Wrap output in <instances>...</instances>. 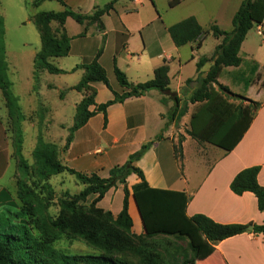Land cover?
Returning <instances> with one entry per match:
<instances>
[{
  "label": "crops",
  "instance_id": "crops-1",
  "mask_svg": "<svg viewBox=\"0 0 264 264\" xmlns=\"http://www.w3.org/2000/svg\"><path fill=\"white\" fill-rule=\"evenodd\" d=\"M20 1L27 4L26 0ZM36 1L30 2L35 9L45 2H56L59 4L56 10L48 12L69 10L82 16H92L95 11L114 1L108 13L99 21L88 25H79L72 18H66L63 24L57 21L50 24L53 30L54 27L61 26L60 32L55 33L58 39L65 37L70 40V50L68 56L50 60L53 66L64 73L50 74L43 71L38 78L76 75V82L60 86L58 83L39 81L36 85L37 91L34 92L32 81L30 86L23 88L27 96L24 102H28L29 111L34 115L39 113L36 108L37 99L46 96L45 92L48 90L56 92L60 104L52 105L50 112L59 116L57 121H68L66 116L70 114L73 123L66 128L68 130L74 124L77 106L89 94L86 89L80 92L73 89L81 81L85 71L80 68L72 72V69L92 61L99 49H102V53L98 63L105 71L109 88L101 82L89 85L95 92V105L110 101L113 98L112 92H122L113 74L114 63L132 84L151 80L154 71L165 65L168 68V94L180 100L177 109L179 112L181 103L198 87L197 78L204 77L211 66V62H206L197 71V63L202 58L210 59L221 39L209 34L208 36L214 38L213 50L203 56L200 50L204 46V40L199 52L196 42L176 47L168 28L188 17H194L204 30L215 25L222 31L230 32L232 19L241 5V0H179L174 7H170L172 0H60L62 3L57 0ZM36 14L21 22L22 25L32 24L38 35L39 47L29 53L32 70L33 58L41 48L39 31L31 21V17ZM239 57L242 60L240 66L223 68L217 83L225 87L231 95L244 97L246 100L244 104H240L242 107H247L250 101L258 103L259 107L251 120L247 118V128L230 152L195 140L183 133L182 129H176L177 115H171L174 104L169 107L168 95H165L167 106H163V95L157 90H150L144 96L114 104L107 108L105 114L97 112L73 133L66 150L63 148L69 131L67 130V135L59 136L60 163L77 173L96 174L100 178H107L113 167L123 165L143 145L150 144L134 165L141 170L151 189L170 192L172 195L168 205L157 216L160 217L159 220L155 221L157 217H154L145 221L132 194V187L141 180L135 174L128 176L126 185L129 190L128 214L132 222L131 232L139 236L147 232L178 230L188 242L199 246L192 264H264V235L243 233L211 245L189 222V218L194 215H204L223 225L264 224V211L258 210L255 196L250 192L235 195L230 190L233 178L240 171L251 167L259 168L257 182L264 187V5L253 4L252 28L241 44ZM64 58L74 60L70 67L59 65V60ZM5 61L7 77L10 78V74H13L7 47ZM13 70L16 71V68ZM223 74L228 75L230 82L223 79ZM13 79L19 80L18 75L13 76ZM214 89L217 90V87L214 86ZM70 92H75L77 96L69 103L66 97ZM14 97L18 99V96ZM43 101L46 102V99ZM228 102L234 103L231 100ZM201 105L188 104L187 112L180 120L189 118L190 121L191 114ZM19 108L22 110V107ZM94 109L95 106H91L89 111ZM222 120L225 128H219L217 134L227 136L228 127H231L234 119L232 116H224ZM12 122L13 118L9 115L0 90V180L13 168L11 184L8 188L0 186V208L11 205L13 196H17V161L13 157V138L10 131ZM157 136L161 138L156 140ZM177 154L180 158H176ZM123 199L122 185L118 184L107 191L97 207L111 213L115 218L122 210Z\"/></svg>",
  "mask_w": 264,
  "mask_h": 264
},
{
  "label": "trees",
  "instance_id": "trees-1",
  "mask_svg": "<svg viewBox=\"0 0 264 264\" xmlns=\"http://www.w3.org/2000/svg\"><path fill=\"white\" fill-rule=\"evenodd\" d=\"M57 1L62 3L60 0ZM113 2L103 9L95 11L92 16H82L64 10L59 13L40 12L31 17L41 39V48L33 58L35 85L39 73L43 71L50 74L64 73L53 66L50 60L66 57L70 50V40L65 37L58 39L52 33L50 24L53 21L63 24L66 18H72L79 25H88L99 21L104 14L108 13L113 7ZM178 3L179 0H172L170 7H174ZM254 3L264 5V0H241V5L232 19L230 32L222 31L215 25L204 30L194 17H188L168 28V33L176 47L196 42V49H199L202 41L209 34L214 38L221 39V43L216 46L211 58H202L197 63V71L206 62H211V66L204 77L197 78L198 87L183 102L179 112L177 109L180 100L171 96L174 104L171 115L173 117L177 115V121H179L186 114L188 104H202L190 116V130L187 135L226 152H230L240 141L247 128V118L251 120L259 107V104L253 101H250L247 107L229 103L227 95L231 96V94L225 87L217 83V78L223 68L239 67L242 63L239 51L246 34L252 28ZM4 33L3 20L0 17V90L6 101L9 115L13 118L14 114L19 113V108L14 103L15 99L9 91ZM101 53L102 49H99L92 61L77 65L72 69V72L80 68L85 71L83 78L73 89L79 92L86 89L89 94L77 106L74 124L69 129V136L63 150L69 147L73 133L84 126L88 119L97 112L105 114L108 107L123 103L132 97L144 96L150 90H157L163 95L162 104H166L165 95L170 97L167 66L163 65L157 68L151 80L132 84L114 63L113 74L122 92H112L113 98L110 101L99 106L95 105L93 101L95 92L90 89L89 85L101 82L109 88L105 71L98 63ZM214 86L217 87V90L214 89ZM35 89L34 86L33 90ZM91 106H95L92 112L89 111ZM224 116H232L234 121L231 127H228L227 136H219L217 134L219 128H225L222 120ZM15 132H18L19 135L14 138L13 156L18 161V167L28 175V166L21 154L23 143L20 136L21 131L17 128ZM160 138L157 136L155 139ZM149 146L150 144L143 145L139 151L129 157L126 163L113 167L107 178H100L96 174L85 175L63 166L58 160L56 145L37 141L32 151V157L38 165L36 171L39 179L46 181L51 176L68 173L84 188L78 194L63 193L59 199L58 215L53 219L41 217L37 228L39 235L35 236L30 224L27 221L22 222L20 219L26 215L34 214V209L30 208L29 203L33 201L35 193L26 182H17V198L22 205L19 214L9 212L11 217H6L0 212V264H192L197 256L199 246L188 242L178 230L147 232L139 236L131 232L132 222L128 214L129 190L126 185L128 176L135 174L141 180L139 184L132 187V194L145 221L161 214L163 208L165 209L170 202L172 195L170 192L151 189L145 182L141 170L134 165ZM174 150L176 153L175 147ZM178 157L180 158V155L177 154L176 158ZM258 172V167L240 171L233 178L230 190L235 195H242L245 192L252 193L257 200L258 210L264 211V187L257 182ZM118 184L122 185L124 199L121 212L114 218L111 213L98 208L97 203L101 201L107 191ZM90 198L92 200L87 205L86 202ZM11 205H15L13 201ZM159 219L160 217H157L155 221ZM189 222L211 245L243 233L264 235V224L223 225L213 222L204 215H194L189 218ZM249 226L253 227L252 232L247 231ZM63 235L70 240L84 241L88 247L98 253L68 255L56 249L54 243Z\"/></svg>",
  "mask_w": 264,
  "mask_h": 264
},
{
  "label": "rangeland",
  "instance_id": "rangeland-1",
  "mask_svg": "<svg viewBox=\"0 0 264 264\" xmlns=\"http://www.w3.org/2000/svg\"><path fill=\"white\" fill-rule=\"evenodd\" d=\"M26 1L27 4L24 5V3L20 0H0V17L3 20L5 31L4 44H6L7 47L8 61L10 63V70L13 74H10V78L8 77V81L10 83L9 91L15 99L14 103L18 106V108L22 107V110L19 108V113L14 114L13 122L11 123L10 131L13 138V152L15 141L14 138L15 136L19 135V133L15 131L17 128H19L21 131L20 136L23 140L21 154L26 161L29 172V174L26 175V173H24L23 170L18 167V161L16 157L13 156L17 161L16 182H26L30 187L33 188L36 197H34L33 201L29 203L30 208L34 209V214L26 215L20 219L22 222L27 221L30 224V227L33 229L34 235L38 236L39 232L37 228L39 227L40 218H55L60 210L59 199L61 195L65 192H68L71 195L78 194L80 190H82L83 186L68 173L51 176L46 181L39 179L38 173L36 171L38 169V165L35 163V160L32 157V151L37 141H40L41 143H51L58 147L61 142L59 140V136L61 137L67 135L69 130L66 128L70 127L73 122L70 120V114L66 116L68 121H57L59 116L51 114V106L55 103L60 104V102H58V96L56 92L51 90L45 92L47 93L46 96L39 97L37 99L38 105L36 108H38L39 113L36 115L32 114L29 111L30 107L28 102H24L27 99V96L24 94L25 91H23V88H25V86H30L32 81L35 88L39 81H49L51 83H58L61 84L60 86H64L65 84H72V82H76L78 77L76 75L72 77L64 76L60 78L48 76L44 79H40L39 77L37 78L38 80L35 85L36 81H34L32 77V61L30 59L29 53L35 48L39 47L38 35L32 24L22 25L21 22L25 21L29 16L38 12L55 11V8H57L59 4L56 2H45L41 7L35 9L30 5L32 0ZM60 27L61 26H58L57 28L54 27V30L50 27L52 33L56 37L57 34L55 32L59 33ZM213 41L214 38H212V36H208L204 39V46L202 49L200 50V47L197 49V51L199 52L200 50V53L203 56L209 54L208 52H212L213 50ZM23 53H25V55H23ZM71 62H74L72 58H70V61L67 58H64L59 60V65L63 67H70L72 65ZM15 68L16 71L13 70ZM15 75H18L19 80L13 79V76ZM222 77L225 79V81L230 82L227 74H223ZM12 85L14 86L13 88ZM36 91L37 88L34 90V92ZM14 95L18 96V99H16ZM76 96L77 95L75 92H70L66 97V101L70 103L76 98ZM227 96L229 100L234 102V105L244 104L246 100L244 97H238L236 95ZM170 98L171 96L168 97V99ZM44 99H46V102L43 101ZM169 102V107L173 106L172 98L169 100ZM182 105L183 103H181L180 107H182ZM163 106L167 105L163 104ZM68 108H70V104ZM175 128L182 129L183 133L187 134L189 131V118L184 121L176 120ZM12 169L13 168L11 167V170L8 172L7 176L0 180V186H7L8 188V185L11 184L10 176L13 173ZM10 190L12 191V189ZM10 190H8V193L11 195ZM90 199L86 202L87 205L91 201ZM13 202L15 205H4L2 208H0V212L3 213L4 216L11 217L9 212L19 214V209L22 207V205L15 195L13 196ZM54 247L68 255H94L98 253L92 248L88 247L84 241L80 239L70 240L64 235L54 243ZM16 259L17 258L15 257V260Z\"/></svg>",
  "mask_w": 264,
  "mask_h": 264
},
{
  "label": "water",
  "instance_id": "water-1",
  "mask_svg": "<svg viewBox=\"0 0 264 264\" xmlns=\"http://www.w3.org/2000/svg\"><path fill=\"white\" fill-rule=\"evenodd\" d=\"M252 230H253V227H252V226H249V227L247 228V231H248V232H252Z\"/></svg>",
  "mask_w": 264,
  "mask_h": 264
}]
</instances>
